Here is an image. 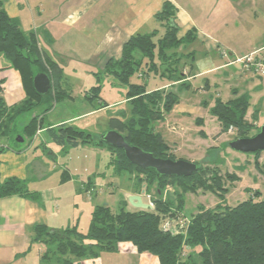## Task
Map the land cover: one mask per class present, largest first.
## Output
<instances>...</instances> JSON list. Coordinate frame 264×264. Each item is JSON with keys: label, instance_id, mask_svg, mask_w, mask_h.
I'll list each match as a JSON object with an SVG mask.
<instances>
[{"label": "trees", "instance_id": "obj_1", "mask_svg": "<svg viewBox=\"0 0 264 264\" xmlns=\"http://www.w3.org/2000/svg\"><path fill=\"white\" fill-rule=\"evenodd\" d=\"M175 11L174 5L165 2L154 15L163 28L162 34L155 29L130 36L122 46L120 57L109 58L102 71L96 73L112 76L126 87L124 100L129 109L121 117H111L109 128L120 132L128 143L152 152L156 157L170 159L178 158L170 151L160 132L155 130L154 123L163 119L179 102L178 94L160 85L149 89L144 80L153 75L170 85L180 82V90L190 87L183 80L187 63L182 60L192 54H182L180 49L190 41L192 32L178 37ZM0 54L19 73L25 92L22 102L6 106L0 80V137L8 138L14 145L30 144L35 132L43 128L44 115L53 104L72 98L70 88L64 86L62 66L39 46L34 33L24 32L19 21L7 15L1 2ZM188 66V72H191L193 62ZM40 72L51 79V87L43 95L33 87V77ZM135 74L144 80L134 82L132 77ZM91 90L95 94H86V99L99 97V85L91 87ZM232 93L234 96L228 100L217 98L208 112L219 122L220 133L231 130L235 139L253 136L260 128V111L256 109L249 120L250 95L247 92L239 94L237 89ZM102 102L98 108L108 106L106 101ZM33 110H39V113L19 131L17 117ZM46 132L51 141L64 148V152L66 147L80 144L108 149L113 173H129L138 191L151 194L153 205L151 209L132 210L122 205L116 211L107 203L97 204L84 232L77 225L64 229L36 225L33 241L42 244L43 259H54L60 264H78L85 259L98 258L103 252L117 251L121 242H130L138 252L156 256L159 264H264V199L256 200L251 195L236 205L227 204L225 195L229 187L225 183L238 180L235 174L223 175L218 169L195 162L198 169L190 176L166 177L153 169H142L129 163L121 149L111 147L101 139L96 140L92 134L71 124L47 128ZM18 136L23 142L16 141ZM261 152H254V166L264 177V162L258 160ZM67 177L68 172L64 170L62 178ZM171 186L176 189L175 204L162 195L165 188ZM188 192H210L219 201L212 207L200 206L188 220L182 219L184 195ZM13 195L32 200L39 198L37 191L29 189L26 180L9 177L0 181V198ZM165 220L171 225L175 223V229L163 228ZM180 220L183 224L179 223Z\"/></svg>", "mask_w": 264, "mask_h": 264}, {"label": "rangeland", "instance_id": "obj_2", "mask_svg": "<svg viewBox=\"0 0 264 264\" xmlns=\"http://www.w3.org/2000/svg\"><path fill=\"white\" fill-rule=\"evenodd\" d=\"M252 8L257 13L256 16H251V13L248 16V13H245L243 16L235 15V17L229 14L223 18V21L226 20L224 25L221 23L224 31H218V36L224 40H232V44L239 47L220 48V50H226L227 56L221 55L220 50V54L215 50L212 54L211 52L208 54V48L201 45L200 41L187 47V51L195 50L198 69L203 64H210L209 60L215 66L223 67L204 76L192 78L189 89H182L180 92L174 87L173 91L178 94L179 102L163 119L156 120L154 123L155 130L163 135L171 145L169 146L170 151L174 149L171 152L178 158L198 162L202 166H209L210 169H218L223 175L233 173L238 176V180L225 183V186L229 187L225 200L231 206L248 199L251 195L256 200L264 199V177L254 166V153L237 152L229 146V142L235 139L233 131L217 135L219 124L210 115L208 109L217 98L228 100L234 96L233 89H238L239 94L247 92L250 95L248 113L253 108L254 111L261 110L262 113L259 112V114L262 118L259 124L264 123V77L250 72H245L242 77H239V73L234 70L237 65L230 63L238 55L229 56L232 50L235 54L246 52L247 43L259 46L264 40V0H256ZM60 34L63 36L62 39L56 41L50 49L48 47L45 49L62 66L64 86L70 88L72 98L54 103L52 109L45 114L44 125L46 126L48 122L58 123L86 110H94L89 115L69 124L92 134L98 140L110 130L109 119L121 117L122 113L129 109L127 101L124 100L126 87L112 76L96 74L102 71V68L92 61L93 58H90L91 48L87 46L77 48L73 46L75 43H70L66 38V33L60 32ZM95 36L92 34L91 38L94 39ZM87 43L91 44L92 42L89 40ZM132 80L141 82L144 79L135 74ZM159 81V78L153 75L144 80L149 89L154 88ZM177 84L180 85V82ZM96 85L100 86L97 93L100 98L86 99V94L89 96L95 94L91 87ZM102 101L111 105L98 108L103 103ZM30 115V112L24 115L26 120L30 118ZM198 117L204 121L201 125L196 122ZM40 130L42 131V129ZM42 136L49 139L46 133H43ZM40 138L34 140V142L36 141L35 145L40 144ZM49 144L51 153L40 148L42 153L36 151L46 164V167L44 166L46 168L45 176L43 175V178L36 177L38 185H59L61 173L64 170H67L70 175L69 181L54 189L58 198V207L55 212L57 219L65 221L73 218L74 222L78 218L80 219L78 229L86 231L85 226L90 221L91 211L97 204L107 203L116 211L122 205L128 210L131 208L127 201L126 191L132 178L127 172L114 175L112 167L109 165L111 154L108 149L80 144L77 147H66V152H64V148L59 145L52 142ZM35 145L27 151L28 155L34 152ZM258 160L260 163L264 162V151L260 153ZM115 179L119 180L118 186L113 185ZM84 186H89L87 192L81 190ZM173 188L169 187L166 194L173 191ZM256 192L258 194L254 196ZM169 198L174 204L177 202L174 194ZM143 200H147L145 195ZM218 201L217 197L210 192H188L184 195L181 218L188 220L200 206L212 207ZM75 204L76 207H74ZM170 228L175 229V223H172ZM103 259L104 264H114L115 262V264H134V260H126L113 253H105Z\"/></svg>", "mask_w": 264, "mask_h": 264}, {"label": "crops", "instance_id": "obj_3", "mask_svg": "<svg viewBox=\"0 0 264 264\" xmlns=\"http://www.w3.org/2000/svg\"><path fill=\"white\" fill-rule=\"evenodd\" d=\"M0 2L7 15L19 21L20 28L24 32L35 34L39 46L53 60L56 61L45 48L48 47L50 49L56 41L62 39L63 36H61L60 32H63L66 33V38L70 43H75L73 46L91 48L90 58H93L92 61L100 65L101 68H103L109 58L117 59L120 57L122 46L130 36L138 33H149L155 29L159 30L161 35L163 28L154 19V15L162 8L165 2H170L176 10L174 23L177 26L178 37H183L187 32H192L190 41L180 49L182 54H192L191 57L184 56L182 60V62L186 60L187 63L183 80L190 84L189 88H191L190 81L192 78L212 73L223 66H215L209 60L210 64H203L198 69L196 67L195 50L189 49L187 51V47L200 41L201 45L208 48V54L210 52L212 54L213 50L219 53L220 48L227 46L238 47L232 44V40H224L218 36V31H224L223 25L226 20L223 21V18L229 14L233 17L235 15L243 16L245 13H248V16L250 13L251 16L257 15L252 8L256 0H0ZM92 34L96 35L94 39L91 38ZM89 40L92 45L87 43ZM262 41L259 46L247 43L248 46L245 48L246 52L244 53L235 54L233 50H229V56H240L254 49L263 48L264 40ZM190 62H193V70L188 72V63ZM234 70L239 73V77L245 74L238 67ZM0 80L2 81L3 89L2 97L6 106L16 105L25 99V92L22 88L19 73L11 67L10 61L2 54H0ZM157 85L165 89L173 90L175 87L178 91L180 90L177 82L170 85L160 80L154 87ZM109 105L111 104L108 103ZM92 111L86 110L58 123L48 122L46 126L44 125V115L42 131L34 139L41 137L39 145H35L36 141L34 142V140L30 144L14 145L8 138L0 137V181L9 177L23 179L28 182L30 190L37 191L39 194L37 200L26 199L16 195L0 198V264H60L54 259L42 258L44 251L42 244L33 241L34 226L45 225L49 229H64L73 225L78 227L80 223L78 218L73 222V218L63 221V219L55 217L58 198L54 193V189L69 181L70 175L68 173V177L63 179L61 173L59 185L39 186L37 183L38 179L33 171L32 161L38 159L46 167V164L36 151H41L40 149H45L49 153L52 151L49 143L54 142L50 138L47 139L42 136L43 133L47 134V128L69 124L83 116L89 115ZM253 112L254 108L250 113H247L249 120ZM30 113L31 118L39 113V110H33ZM25 114L17 117L16 125L19 131L30 119L26 120ZM260 114L258 122L262 118ZM202 121V118H196L198 124L204 123ZM220 129L219 124L217 135L222 134ZM165 142L171 146L166 140ZM34 145L36 146L34 152L28 155L27 151ZM171 151H174V149ZM114 183L113 185L118 186L119 180L115 179ZM88 187L84 186L81 190L86 191ZM168 189L169 187L165 188L162 192L163 195L169 197L174 194L175 196L176 189L173 188V191L167 195L166 191ZM133 194H141L142 199L145 195L147 200H143L144 202H149L151 199V194H142L141 191L136 189L135 181L132 179L126 195L130 196ZM129 206L131 207L129 210L135 209L130 204ZM74 207H76V204ZM89 223L90 221L85 226L87 229ZM105 253H113L115 256H120L126 260H134V264H159L156 256L148 252H138L130 242H121L118 244L117 251L103 252L98 258L85 259L78 264H104L103 255Z\"/></svg>", "mask_w": 264, "mask_h": 264}, {"label": "water", "instance_id": "obj_4", "mask_svg": "<svg viewBox=\"0 0 264 264\" xmlns=\"http://www.w3.org/2000/svg\"><path fill=\"white\" fill-rule=\"evenodd\" d=\"M33 87L37 93L46 94L51 87L50 77L43 72L37 73L33 77ZM100 139L111 147L121 149L129 163L142 169H153L162 176L188 177L198 169L197 163L182 158L156 157L152 152L144 151L137 145L128 143L124 136L115 129L108 130ZM16 141L21 143L23 139L18 136ZM229 146L237 152L254 153L264 151V123L260 125L259 130L253 136L236 138L229 142ZM32 167L37 178H41L46 171V168L38 159L32 163ZM141 193H144V190H141ZM127 201L133 208L151 209V204L144 202L141 194L130 195Z\"/></svg>", "mask_w": 264, "mask_h": 264}, {"label": "built area", "instance_id": "obj_5", "mask_svg": "<svg viewBox=\"0 0 264 264\" xmlns=\"http://www.w3.org/2000/svg\"><path fill=\"white\" fill-rule=\"evenodd\" d=\"M221 55L227 56L226 50L222 49L220 50ZM231 64H236L237 67L244 72H250L253 74L258 75L259 77H264V47L260 49H254L253 51L236 56L230 61ZM41 130L38 129L34 134V139L40 134ZM148 203L151 204L152 208V202L149 201ZM180 224H183V221H179ZM171 227L170 221L165 220L163 222V228H169Z\"/></svg>", "mask_w": 264, "mask_h": 264}]
</instances>
